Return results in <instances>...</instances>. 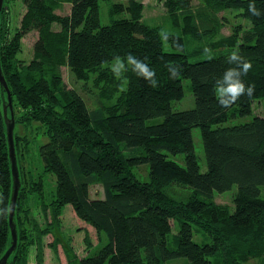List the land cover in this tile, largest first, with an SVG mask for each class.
<instances>
[{
  "label": "trees",
  "instance_id": "16d2710c",
  "mask_svg": "<svg viewBox=\"0 0 264 264\" xmlns=\"http://www.w3.org/2000/svg\"><path fill=\"white\" fill-rule=\"evenodd\" d=\"M64 1L68 13H57ZM105 1L107 24L100 22L99 0H21L25 11L17 26L11 25L9 5L0 12V67L16 122H37L47 136L37 147L42 165L34 176L29 165L27 184L20 172L17 245L7 264H30L31 245L36 264L42 263L43 237L57 228L66 204L107 239L81 256L65 245V264H169L180 258L183 264H212L216 256L222 264L264 262V115L223 124L251 114L252 100L264 96V0H160L169 32L145 21L140 0ZM250 3L259 16L249 12ZM226 9L249 26L238 22L222 34ZM32 30L37 37L24 61L18 56L21 40ZM233 52L243 60L230 62ZM129 55L155 73V87L128 63ZM244 61L251 68L232 79L250 86L251 94L222 107L217 88L227 87L228 71ZM63 66L80 89L66 85ZM184 79L194 106L175 110L171 103L183 97ZM8 118L0 91V257L10 243ZM194 126L200 128L205 170L194 149ZM14 147L21 166L28 138L14 134ZM177 154L183 163L172 158ZM142 165L143 178L136 170ZM47 172L55 184L44 193ZM95 184L102 196H90ZM233 185L230 210L215 202L214 192ZM36 207L43 225L32 216ZM196 229L207 239L194 240ZM84 240L88 250L86 233ZM49 245L55 250L56 239Z\"/></svg>",
  "mask_w": 264,
  "mask_h": 264
},
{
  "label": "rangeland",
  "instance_id": "374dc122",
  "mask_svg": "<svg viewBox=\"0 0 264 264\" xmlns=\"http://www.w3.org/2000/svg\"><path fill=\"white\" fill-rule=\"evenodd\" d=\"M112 1H117V0H112ZM140 1L143 6L144 19L148 24L160 26L162 32L172 31V27L168 23L166 13L164 11L162 2L160 0H140ZM192 1L195 3L198 0H192ZM5 5H9L8 12H10L9 17L11 20L10 21L11 25L17 26L19 24L21 15L25 11V5L23 4V2H21V0H10L9 3L3 0V7H5ZM108 7H109L108 2H106L105 0H99V16H100V22L102 24H107L109 22L110 17L108 14ZM69 9H70L69 1H64L61 4V6L55 11L60 14H66L68 13ZM122 14L123 12L119 13V16ZM221 15H225L226 17V21L224 20L225 21L224 26L221 29L222 34L230 33L233 25H235L238 22L241 24L243 29L249 26L248 22L244 18L236 15L235 10L233 9L223 10L221 12ZM55 27H58V25L55 24ZM36 37H37V33L34 30L29 31L23 35L21 40L22 42L21 50L18 52V56L20 59L22 58V60L27 61L31 58L32 44ZM61 72L67 86L74 85L76 88L80 89L79 84L74 81L66 66H63L61 68ZM182 84L184 90L183 97L179 100H174L171 103L172 108L175 110L188 109L194 106V97L189 88L190 86L189 79H184L182 81ZM83 94L88 102H92L94 100V97H89L85 93ZM3 97L5 98V101H7L6 100L7 96L5 91L3 92ZM11 105H12L11 108L13 110L12 98H11ZM4 107L5 110H7V115H9L10 117V106L8 105V103L7 104L5 103ZM16 110L17 108L15 107V111ZM255 115H264V96L252 100L251 114L245 116H230L228 120L223 124L230 125V124L245 122L247 120H250ZM17 116L18 115L14 114L15 124L13 128V139H14V134H18L19 136H26L31 145L29 153L26 154L25 159L21 164V166L17 165V168L19 169L18 175L20 176V172H23L24 177H26L25 181L27 184L28 182L27 170L29 168V165L31 166L30 169L32 170V176L35 175L38 166L40 167L42 165V162L38 155L37 147L39 143H42L47 140V136L43 135L41 132H38L37 122H33L32 124L24 126L22 123L16 122ZM192 138L194 143V149L198 156L200 168L201 170H205L206 161L203 152L201 132L199 127L194 126L192 128ZM30 151H31V155H30ZM171 156L178 162L183 163L182 154L171 155ZM136 170H137V174L141 178L145 177L146 167L144 165L139 166ZM42 176L44 179V193H46L47 191H49L51 187L54 186L55 176L49 172L42 174ZM235 190H236V185H233L230 189L222 193L214 192L215 202L221 206H224L232 210L233 208L232 196L235 193ZM102 194L103 191L100 185L95 184L90 186V196L99 197L102 196ZM32 216L35 219H37L39 223H41L42 225L44 224L45 219L43 216V212L41 213L37 207L32 210ZM49 219H50V215L47 214L46 220ZM28 225H30V220L28 221ZM85 233L88 235V238L90 240V247L88 248V250H86L87 244L84 240ZM207 237L208 236L205 232L198 229H196L193 233V238L196 241L202 242L206 240ZM55 239H56V249L54 250V248L51 247L49 244H51ZM106 239L107 237L105 233L102 232L100 235L97 232H95L94 228H92L89 224L81 220L76 215L70 204H66L62 209V213L60 215V223H58L57 228L53 229L51 232L44 235L43 237V243L41 247V251L43 252V259L41 264H65L66 262L65 245L68 246L70 245V247L73 248L78 253V255L81 256L85 252L86 253L94 252L98 248L97 244L100 243L101 240H102L101 243L105 242ZM35 253H36V247L34 245H31L28 252V255L30 257L29 260L30 264L37 263V261L35 260ZM183 261H185V258L175 259V260H171L169 264H183ZM211 261L212 264H222L221 256L213 257ZM250 261L253 264H264V262L262 260H259L258 258H250Z\"/></svg>",
  "mask_w": 264,
  "mask_h": 264
},
{
  "label": "water",
  "instance_id": "95a60500",
  "mask_svg": "<svg viewBox=\"0 0 264 264\" xmlns=\"http://www.w3.org/2000/svg\"><path fill=\"white\" fill-rule=\"evenodd\" d=\"M3 7V0H0V12ZM0 91L3 97V92H6V102L10 106V117L5 120V130H6V137L8 142V155L11 161V175H12V192H11V199L9 203V213H8V225H9V231H10V243L2 256L0 257V264H7L8 263V257L12 253V251L16 248L17 245V228L16 224L14 222V210L15 205L17 201L18 196V190L20 186V180L18 175V168L16 164V156H15V149H14V139H13V128H14V114L12 110L11 105V96L9 89L7 87L5 78L2 74L1 67H0ZM5 104V98L3 97V107Z\"/></svg>",
  "mask_w": 264,
  "mask_h": 264
},
{
  "label": "clouds",
  "instance_id": "9594fccd",
  "mask_svg": "<svg viewBox=\"0 0 264 264\" xmlns=\"http://www.w3.org/2000/svg\"><path fill=\"white\" fill-rule=\"evenodd\" d=\"M249 12L255 16L260 15V12L256 10L251 3L249 4ZM127 60L129 64L135 65V68L139 69V73L143 74L144 78L150 83L152 87L156 86V80L152 79V77L155 76V73L153 71H149V68L146 64H144L142 61L138 63L137 59H135L132 55H129ZM242 60L243 58L239 56L237 52H233L229 57L230 62H240ZM121 67H123V65H121ZM250 68L251 64L244 61L243 63L239 64L238 70L228 71L227 76L225 77V79L228 81L227 87L217 88L219 94V104L222 107L230 106L232 103H235L242 95L251 94L252 89L250 86L246 89L241 80L232 79L233 75H246ZM176 75L177 74H173L170 76V78H174ZM225 96H227L228 99H222Z\"/></svg>",
  "mask_w": 264,
  "mask_h": 264
}]
</instances>
